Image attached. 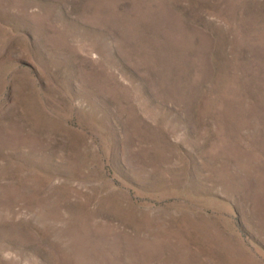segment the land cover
Segmentation results:
<instances>
[{
  "label": "rangeland",
  "instance_id": "374dc122",
  "mask_svg": "<svg viewBox=\"0 0 264 264\" xmlns=\"http://www.w3.org/2000/svg\"><path fill=\"white\" fill-rule=\"evenodd\" d=\"M0 264H264V0H0Z\"/></svg>",
  "mask_w": 264,
  "mask_h": 264
}]
</instances>
